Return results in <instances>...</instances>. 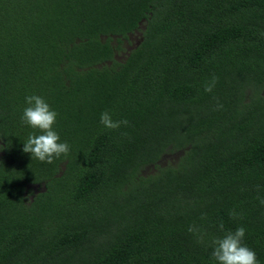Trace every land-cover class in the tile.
Segmentation results:
<instances>
[{
    "label": "trees",
    "instance_id": "obj_1",
    "mask_svg": "<svg viewBox=\"0 0 264 264\" xmlns=\"http://www.w3.org/2000/svg\"><path fill=\"white\" fill-rule=\"evenodd\" d=\"M0 151V264H218L241 226L264 264V0H0Z\"/></svg>",
    "mask_w": 264,
    "mask_h": 264
},
{
    "label": "clouds",
    "instance_id": "obj_2",
    "mask_svg": "<svg viewBox=\"0 0 264 264\" xmlns=\"http://www.w3.org/2000/svg\"><path fill=\"white\" fill-rule=\"evenodd\" d=\"M216 78L213 77V84ZM206 92L212 91V85L205 86ZM28 105L23 110L22 121L33 129H39L40 134H29L24 142L23 151L30 153L32 158L41 162L52 163L54 157L61 154L67 155L70 146L67 142H60L58 133L53 129L56 122L57 113L51 109L50 105L39 95H29L25 97ZM100 123L109 129L119 128L121 124L127 125V120L113 121L110 114L105 111L100 116ZM264 204V200H261ZM230 215L235 216V212ZM223 230V223L219 225ZM188 231L203 239L200 229L195 225L189 226ZM245 237V228L238 227L234 231L227 232L223 237L213 238L211 245L213 251L212 258L218 264H258L257 256L254 250L243 243Z\"/></svg>",
    "mask_w": 264,
    "mask_h": 264
},
{
    "label": "rangeland",
    "instance_id": "obj_3",
    "mask_svg": "<svg viewBox=\"0 0 264 264\" xmlns=\"http://www.w3.org/2000/svg\"><path fill=\"white\" fill-rule=\"evenodd\" d=\"M133 38H135V36L133 37ZM2 152L0 151V154H1Z\"/></svg>",
    "mask_w": 264,
    "mask_h": 264
}]
</instances>
